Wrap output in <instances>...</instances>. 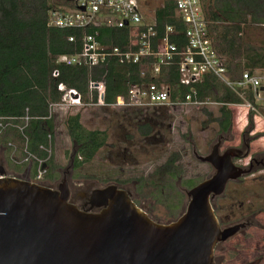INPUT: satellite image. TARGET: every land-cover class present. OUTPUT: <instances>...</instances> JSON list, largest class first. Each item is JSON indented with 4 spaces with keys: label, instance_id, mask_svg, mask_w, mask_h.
<instances>
[{
    "label": "trees",
    "instance_id": "trees-1",
    "mask_svg": "<svg viewBox=\"0 0 264 264\" xmlns=\"http://www.w3.org/2000/svg\"><path fill=\"white\" fill-rule=\"evenodd\" d=\"M203 2L211 38L217 52L224 58L230 77L238 79L243 72L264 70V46L258 47L244 38L249 21L264 24V0ZM65 6L61 1L58 3L54 0H0V119L12 118L23 124V120L29 118L24 133L13 126L3 131L0 151L5 158H10L8 144L12 140L18 141L23 159L29 154L35 158L29 163L16 166L18 172L29 169L31 178L36 179L39 169L45 166L44 178L50 182L57 179V166L52 154L56 126L51 106L62 102L63 93L58 90V85L76 89L85 104L91 101L88 91L90 82H105L107 105L114 104L119 96H126L130 86L135 84L164 81L172 87L173 97L179 94L183 100L191 93L189 87L179 85L176 67H163L160 77L156 79L150 71L142 76L140 65H126L118 60H112L107 67H89L85 64L67 66L58 63L61 56H71L82 51L84 34L98 32L99 42L103 46L121 49H127L131 40L128 28L103 25L90 27L85 32L49 28L50 11L54 7L65 9ZM156 16L160 37L167 25H176L180 32L185 28L176 16L172 2H166V6L158 10ZM72 36L76 37L75 43L68 40ZM173 40L177 41L176 36ZM55 70L60 73L57 79L53 78ZM195 89L197 101L220 106L217 115L208 113L209 122L216 125L220 135L230 133L234 112L229 106L242 102L239 95L213 75L204 76ZM246 99L254 102L251 92L247 91ZM92 100L97 102L96 94H93ZM254 115V112L250 113L251 126ZM65 126L76 147L71 158L74 170L92 162L108 143V132L87 129L82 124L80 113L68 114ZM38 161L43 162L41 166ZM178 162V154H172L162 166V170L168 173L170 183L182 175Z\"/></svg>",
    "mask_w": 264,
    "mask_h": 264
},
{
    "label": "rangeland",
    "instance_id": "rangeland-1",
    "mask_svg": "<svg viewBox=\"0 0 264 264\" xmlns=\"http://www.w3.org/2000/svg\"><path fill=\"white\" fill-rule=\"evenodd\" d=\"M246 40L264 46V24L249 21ZM219 105L208 102L199 106L161 107L143 110L101 106H72L65 96L64 107H52L55 119L54 156L57 179L37 181L29 169L18 172L23 160L20 143L11 141L10 158L0 151V168L19 173L20 178L53 187L63 178L77 194L117 185L128 191L138 207L158 224L169 225L186 211L187 192L194 185L211 178L215 169L198 160L211 154L221 141L220 152L230 148L242 150L243 157L234 163L251 173L227 184L225 192L213 198L212 205L222 228L247 224L226 241L218 243L214 264H264V103L250 113L235 110L231 132L220 135L209 122L208 113L217 115ZM82 115V124L89 130L107 131L109 140L94 160L74 170L71 158L76 147L70 139L65 119L68 114ZM249 151V156L245 154ZM172 154H178L182 175L174 183L162 166ZM16 171V172H15ZM89 190V191H90Z\"/></svg>",
    "mask_w": 264,
    "mask_h": 264
},
{
    "label": "water",
    "instance_id": "water-1",
    "mask_svg": "<svg viewBox=\"0 0 264 264\" xmlns=\"http://www.w3.org/2000/svg\"><path fill=\"white\" fill-rule=\"evenodd\" d=\"M220 147L197 155L215 174L186 191V211L169 225L153 221L117 185L92 192L91 209L100 212H83L69 203L66 181L54 189L1 167L0 264H213L218 243L246 225L222 228L212 200L251 173L234 163L242 150L221 154Z\"/></svg>",
    "mask_w": 264,
    "mask_h": 264
},
{
    "label": "built area",
    "instance_id": "built-area-1",
    "mask_svg": "<svg viewBox=\"0 0 264 264\" xmlns=\"http://www.w3.org/2000/svg\"><path fill=\"white\" fill-rule=\"evenodd\" d=\"M66 5L65 9L54 7L48 17V27L53 29H77L85 32L90 27L103 25L130 30V45L127 49L106 47L99 42V33L84 34L82 51L71 56H61L58 63L67 66L88 65L89 67H107L112 60L126 65H140L142 76L150 71L158 79L163 67H176L179 74V85L189 87V93L183 100L178 94L173 97L172 87L164 82H150L131 85L126 96H119L114 104L105 103L106 85L104 81L90 82L88 91L91 101L85 104L82 95L76 89L58 85L63 93L62 102L52 107H64L65 96H69L72 106H101L143 110L155 107H184L202 105L196 100L195 86L202 82L206 75H213L227 85L241 98L240 104L229 107L235 110L245 109L257 112L264 103V70L253 73L248 71L238 79H232L225 65L224 58L217 52L209 32V22L204 13L203 0H54ZM174 3L176 16L184 24L182 32L176 25H167L160 37L157 29V12ZM176 36L177 41L173 40ZM72 43L76 37H69ZM150 68V70H148ZM59 70L53 72V78H59ZM247 91L253 95L254 102L246 99ZM97 95V102L92 100ZM24 123L16 119H0V136L3 131L13 126L22 133L28 126L29 118ZM35 159L27 155L22 163ZM40 166L42 161H38ZM46 173L44 167L38 171L36 180L41 181Z\"/></svg>",
    "mask_w": 264,
    "mask_h": 264
},
{
    "label": "flooded vegetation",
    "instance_id": "flooded-vegetation-1",
    "mask_svg": "<svg viewBox=\"0 0 264 264\" xmlns=\"http://www.w3.org/2000/svg\"><path fill=\"white\" fill-rule=\"evenodd\" d=\"M158 108H161V107H158ZM64 181H66L65 180V177L63 178L62 182L59 185H61ZM59 185L53 186L52 188L58 189ZM67 187H68V190H69V203L70 204L76 206L79 210H81L83 212H91V213H98V212H100V209H91V205H90L91 195H92V192L94 190H90L89 188H87V190H88L87 193L77 194V192L73 189V187L70 188L68 186V182H67ZM126 192L131 197V194L128 191H126ZM131 199H132V197H131ZM213 264H214V259H213Z\"/></svg>",
    "mask_w": 264,
    "mask_h": 264
},
{
    "label": "crops",
    "instance_id": "crops-1",
    "mask_svg": "<svg viewBox=\"0 0 264 264\" xmlns=\"http://www.w3.org/2000/svg\"><path fill=\"white\" fill-rule=\"evenodd\" d=\"M16 172V171H15ZM29 175H30V173H29ZM10 176H15V177H17V178H20L19 176H20V174L19 173H14V174H10ZM21 179V178H20Z\"/></svg>",
    "mask_w": 264,
    "mask_h": 264
}]
</instances>
